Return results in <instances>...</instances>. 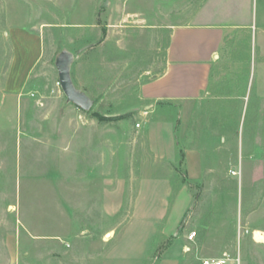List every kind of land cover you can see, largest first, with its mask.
Instances as JSON below:
<instances>
[{
    "label": "rangeland",
    "instance_id": "obj_1",
    "mask_svg": "<svg viewBox=\"0 0 264 264\" xmlns=\"http://www.w3.org/2000/svg\"><path fill=\"white\" fill-rule=\"evenodd\" d=\"M215 2L0 0V264L13 257L16 264H156L167 251L181 253L180 264H264V243L253 239L264 233V101L253 81L264 59L252 29L227 41L210 94L179 139L175 191L185 182L183 151L204 156L179 236L159 235L144 262L106 259L140 178L154 175L145 168L140 88L163 74L173 29L211 13ZM63 54L71 56L74 86L92 102L88 112L60 85ZM11 75L15 84L26 76L20 93L10 91ZM178 107L161 104V117L177 121ZM119 183L123 209L110 216L103 197Z\"/></svg>",
    "mask_w": 264,
    "mask_h": 264
},
{
    "label": "crops",
    "instance_id": "obj_2",
    "mask_svg": "<svg viewBox=\"0 0 264 264\" xmlns=\"http://www.w3.org/2000/svg\"><path fill=\"white\" fill-rule=\"evenodd\" d=\"M252 29L253 39L264 59V7L255 0H216L213 11L201 10L193 21L173 29L163 74L140 88L146 101L142 115L147 136L150 170L140 178L130 206V217L115 228L106 259L114 262H144L159 235L179 236V226L186 212L194 207L190 184L204 177L203 150L183 151L185 182L175 191L179 139L190 129L197 106L210 94L213 75L221 63L226 43L236 30ZM255 93L264 101V60L254 69ZM26 76L20 82L9 80V89L20 93ZM178 105V120L161 117V104ZM160 116V117H159ZM142 127V126H141ZM125 183L107 189L103 209L110 216L122 212ZM112 232L108 235L111 236ZM181 253L165 252L156 264H180ZM16 257L10 264H16Z\"/></svg>",
    "mask_w": 264,
    "mask_h": 264
},
{
    "label": "water",
    "instance_id": "obj_3",
    "mask_svg": "<svg viewBox=\"0 0 264 264\" xmlns=\"http://www.w3.org/2000/svg\"><path fill=\"white\" fill-rule=\"evenodd\" d=\"M70 64L71 56L69 54H63L57 60L60 85L70 103L88 112L92 108V102L86 94L80 92L74 86L70 73Z\"/></svg>",
    "mask_w": 264,
    "mask_h": 264
},
{
    "label": "built area",
    "instance_id": "obj_4",
    "mask_svg": "<svg viewBox=\"0 0 264 264\" xmlns=\"http://www.w3.org/2000/svg\"><path fill=\"white\" fill-rule=\"evenodd\" d=\"M136 127H137V128H140V127H141V124L138 123V124L136 125ZM195 237H196V233H192V234L188 237V239L191 240V241H193ZM186 249H187L188 251H190V248L187 247ZM203 264H230V263H229V260H227V259H209V260L204 261Z\"/></svg>",
    "mask_w": 264,
    "mask_h": 264
},
{
    "label": "bare ground",
    "instance_id": "obj_5",
    "mask_svg": "<svg viewBox=\"0 0 264 264\" xmlns=\"http://www.w3.org/2000/svg\"><path fill=\"white\" fill-rule=\"evenodd\" d=\"M253 239H254V241H256L258 243H264V233H262L260 231H255V233L253 235Z\"/></svg>",
    "mask_w": 264,
    "mask_h": 264
}]
</instances>
